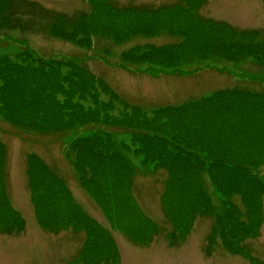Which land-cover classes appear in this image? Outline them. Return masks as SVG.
Masks as SVG:
<instances>
[{"label": "rangeland", "instance_id": "obj_1", "mask_svg": "<svg viewBox=\"0 0 264 264\" xmlns=\"http://www.w3.org/2000/svg\"><path fill=\"white\" fill-rule=\"evenodd\" d=\"M25 1L46 13L16 28L0 0V264H264V132H252L264 125V0ZM190 21L196 31L180 25ZM246 93L252 106H242ZM213 94L222 106L231 97L218 115L239 114L240 131L205 107ZM172 114L188 128L170 126ZM101 128L117 137L73 140ZM139 130L166 137L148 138L146 156L197 150L180 161L198 173L218 146L248 147L243 135L263 153L247 186L248 173L223 163L209 164L219 184L206 177L204 195L187 177V205L162 178L123 191L126 180L110 175L113 148L131 154L121 141ZM221 170L234 181H220ZM111 180L125 185L115 211ZM226 194L235 218L222 214Z\"/></svg>", "mask_w": 264, "mask_h": 264}, {"label": "trees", "instance_id": "obj_2", "mask_svg": "<svg viewBox=\"0 0 264 264\" xmlns=\"http://www.w3.org/2000/svg\"><path fill=\"white\" fill-rule=\"evenodd\" d=\"M4 2H6L7 7H8V9L6 10L7 13H6L5 17L9 21H11V23H15L14 26L16 28L17 27L18 28L20 27V25L22 23V21H21L20 18L22 16H24L25 14H29L28 15L29 17L36 18L35 16H40V18H42L43 15L46 13V10L44 8H42L39 4H35V3L29 2V1H25V0H4ZM23 5H25V6H23ZM116 7H118V6H116ZM20 9H25V10L22 11ZM40 10H42V11L41 12H38ZM0 11H1V2H0ZM180 12L183 13V14H185V15H188V12L184 8H182V10ZM192 15H193V17H195V14H192ZM0 16H1V13H0ZM0 19H1V17H0ZM193 21H190V22L185 23V24H180V25H183L186 28H190L192 31H196L197 30L196 29V25H194ZM35 60H37V58H35ZM161 60L165 62L166 59H161ZM39 62L44 67H49L50 66V64H47V65L43 64L40 60H39ZM8 67H11V66H8ZM215 95L213 94V99H209V100L206 101V102L211 103V105H208V106H205V107H207L214 114H216L217 121L219 123H221L222 125H223L224 122H227V120L226 119H221V117L223 116L224 118H228L231 115L233 125H235V129L237 131H240L239 129H241V127H242V121L240 120L241 118H239V114H237L236 112H227V113L226 112H222V115H218L219 112H220L219 109H221V108L224 109L225 107H227V105L229 104V102H233V101H231V97H230L228 103H225V105L222 106L224 100L223 99H219ZM246 95H247V97H246ZM252 95H253V93H246L245 95H243L247 99L242 104V106H246V105L247 106H252L253 105V102H254L253 98L254 97H249V96H252ZM229 96H231V95H229ZM200 102L202 103V101H200ZM235 102H237V101H235ZM75 106L69 107L68 113L74 114L75 112L79 111V108L78 107H75ZM90 111H91V108H89V106H88L87 109H85V111H84L85 112V116H86V114L91 113ZM243 114L245 115L246 112L244 111ZM99 117H101V115ZM84 118H85L86 122H90L87 117H84ZM178 118H179V115H173L172 114V115L168 116L166 120H167V122H168V124L170 126L172 125L177 130H179V129H183V130L184 129H187L188 126L184 127V125H182V124H180V123L177 122L178 121ZM234 118H237V123H235ZM97 120H99V118ZM190 120L191 121H189V123H192V119L191 118H190ZM77 123H78V121H77ZM157 126H158V131L160 129L164 128L161 125H157ZM194 129L197 130V125H195V128ZM96 130L99 132V134L101 133L106 139L107 138L112 139V137H114L116 135V133H117L115 131H110V130H107V129H104V128L96 129ZM183 130H182V132H183ZM248 131H251V130H248ZM252 132L256 133L255 134L256 136H259L261 134V132H264V125L261 126V127H259L256 130L252 131ZM169 133H170L171 136H177L179 134V131L170 130ZM79 138L80 137H78V139ZM148 138H152L155 141L157 139H166V137L159 136L158 133L155 132V131H153V134H149L148 135V131L139 130L137 133H131L130 141L127 144H130L131 145V142H132V144L134 145V146L133 145L132 146L135 148V150H134V148L132 150H134L136 153H139L140 156L143 155L144 156V158H143L144 162L145 161H150L154 165H156L155 162H158L160 164H165V162H167V161L166 160H163V159H161L159 157H156L155 153H153L151 156H146V154H145L146 147H145V143L144 142L148 141ZM242 138H245L246 139V144L248 145V147H244V146H241V145H237V146H234V148H232L230 150V152L228 153L225 150L224 147L218 146L219 149H220L218 151L220 153V156L219 155H213L210 152H207L206 157L204 155H202V158H204V167L202 169H199V173L198 172L197 173H193L192 172V174H191L188 171V167H191L193 165V161L191 162L192 164H190V165L188 163H185V162H182L181 161L175 167H173L169 162H167V164L170 167H168V168H165L164 167L163 168L161 166L164 170L159 168L156 171H154V173L152 174V176L155 178V180L157 178L158 179L162 178L163 179V183H165L166 187L169 186L168 187V190L170 189V186H171V183H172V188L174 190L172 192V195H174V197H176L178 199H179V197L182 196L183 192L186 195V193H185L184 190H183L182 193H178L177 192V187L184 186L188 182V180H187L188 178L187 177L192 178L195 175L197 176V183L196 184H194L193 182H191V183H192V185L194 187L195 192L197 193V190H198V193L199 194H203L204 195L203 188H201L200 185H202V183H203L202 181H205V178L206 177H208V179H209L210 182H213L214 184H216V186H218L219 183L217 182L216 174H212L211 172H209V170H210L209 164H212V163L213 164L214 163H223V166L229 165V166H231L234 169H239L240 168V170H242L244 174L248 173L247 175H244V180H245L246 183L249 182V184H250L251 183V177L253 178L254 171H255V170L253 171V168L255 166H257V164H258L257 161H260V160H257V157H261V153H263V151L260 153L259 152L260 151L259 149H256L255 151L252 150L251 148H249V144H248L247 137H244V135H243ZM138 140H140V141H138ZM237 140H239L238 137H236V141ZM122 142L125 143L124 141H122ZM186 142H188V141H186ZM253 144H255V143H253ZM216 149H218V148L216 147ZM113 150L118 153L119 162H121V163H127L128 157L126 155L120 154V153H122L121 150H119L117 147H114ZM132 150H129L128 149L126 152H131ZM110 151H111L112 154L114 153L112 150H110ZM185 152H188V151L185 150ZM114 154H116V153H114ZM164 155L166 156L167 154L165 153ZM223 155H227V156H230L232 158L235 156V158H233V160H230L228 157L227 158L223 157ZM192 156H196L197 157V150H194L192 153H189V155H188L187 158L192 157ZM223 161H227V162H223ZM191 169L194 170V171L197 170V169H193V168H191ZM161 170L165 171V173H161L160 172ZM249 171L252 172V173H250ZM109 173L114 178L117 177V178H121V179L126 180V187H125V185L123 183H118V182L117 183L116 182L114 183L113 180H111V182L114 185V188L110 189L111 190V193L110 194H111V201L114 204L113 211H115L116 208L119 206L118 197L116 195V192L119 189L118 188V185H123V188L125 187L123 189V191H131L130 190V188H131L130 185L133 184V177L132 178L131 177H128L127 174L129 172L128 171L126 172L125 170H114V173H113V171H111ZM239 177H241V175L237 171V178H239ZM248 177L250 178L249 180L247 179ZM181 181H183V184L182 185H180ZM220 181L226 182L224 178L223 179H220ZM261 183L262 182H260V184ZM115 184L117 185V187H115ZM91 189H92V187H91ZM240 196H241V194H240ZM242 197L243 198L245 197L243 193H242ZM226 198L227 199L225 200L224 206L227 208V213H222V214H225V215H227L229 217L235 218V217H233V215L235 216V213H234L235 204H234L233 201H231L229 199L228 194H226ZM106 205H107V203L103 207H106Z\"/></svg>", "mask_w": 264, "mask_h": 264}, {"label": "bare ground", "instance_id": "obj_3", "mask_svg": "<svg viewBox=\"0 0 264 264\" xmlns=\"http://www.w3.org/2000/svg\"><path fill=\"white\" fill-rule=\"evenodd\" d=\"M185 168V167H184ZM187 168V167H186ZM186 170V169H185ZM189 170H192L190 167H189ZM193 171V173H197V170L196 171H194V170H192ZM228 173H231V172H226V171H223V170H221L219 173H218V177H221V178H224L227 182H231V180L233 179V177H230L229 176V174ZM232 174V173H231ZM235 178H237V177H235ZM192 181H193V183L194 184H196L197 183V176L195 175V176H193L192 177ZM232 181H234V179L232 180ZM244 185L245 186H247L248 184L247 183H244ZM184 188L185 187H182V186H179V187H177V192L178 193H182L183 192V190H184ZM185 198H187L186 196L183 198L182 196L181 197H179V199L180 200H182V201H184L185 203H187V205H192L193 203H194V200H195V198L192 200V199H185ZM232 232V231H231ZM232 234V233H231ZM233 235V234H232Z\"/></svg>", "mask_w": 264, "mask_h": 264}, {"label": "crops", "instance_id": "obj_4", "mask_svg": "<svg viewBox=\"0 0 264 264\" xmlns=\"http://www.w3.org/2000/svg\"><path fill=\"white\" fill-rule=\"evenodd\" d=\"M231 25H233V24H231ZM233 26H234V25H233ZM258 80H259V79H258ZM259 81H260V80H259ZM134 165H135L136 168H137L138 166H140V165H137L136 163H135ZM132 168H133V173H134V170H135V173H134V174H137V173H138V170H137L136 168H134V167H132ZM148 168H150V169H148ZM151 171H152V167H151V166L146 167L145 171H143V176H144V177L150 176ZM152 181H153V180H151L150 182H148V181H145V182H144L143 178L140 177V178L136 181L135 186H137V187L139 186V187L141 188V187H143L144 183H149L150 187H151L152 189H154V184H153ZM116 186H117V185L115 184V187H116ZM131 186H133V185H130V187H131ZM113 187H114V185H113Z\"/></svg>", "mask_w": 264, "mask_h": 264}]
</instances>
